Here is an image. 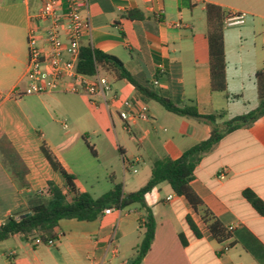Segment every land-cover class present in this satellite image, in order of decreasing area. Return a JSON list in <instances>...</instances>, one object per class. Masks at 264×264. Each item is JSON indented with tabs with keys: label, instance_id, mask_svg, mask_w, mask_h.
<instances>
[{
	"label": "crops",
	"instance_id": "1",
	"mask_svg": "<svg viewBox=\"0 0 264 264\" xmlns=\"http://www.w3.org/2000/svg\"><path fill=\"white\" fill-rule=\"evenodd\" d=\"M11 1V5L0 8V205L5 207L1 215L6 218L11 213H24L23 198L41 192L48 182L65 191L63 179L41 152L42 144L67 173L76 177L65 158L72 148L63 152L53 148L40 129L42 120L37 104L44 106L43 98L55 99L58 96L55 94L61 92L12 97L14 89L26 86V37L30 16L40 8V0ZM82 1L87 3L83 12L88 14L91 25V35L82 44L115 56L138 83L148 85L177 106L193 102L201 115H220L217 119L220 126L244 114L245 109L237 102L245 104L247 100L250 104L258 98L254 76L264 70V0ZM206 4L244 17L243 25L224 26L223 30L226 92H213L210 88ZM127 12H132L134 19L127 18ZM112 88L131 102L132 113L142 106L148 108V120L127 122L126 129L116 114L117 104L108 101L107 107L102 103L113 127L117 117L121 129L129 135V142L140 147L142 154L129 156L136 163L143 157L151 162L149 177L154 161L175 160L210 135V126L165 111L126 81L117 82ZM226 93L231 98H226ZM73 110L76 116L81 112L77 107ZM81 117L80 114L77 119ZM82 140L87 147L89 139L82 135ZM92 149L95 155L90 153L98 155ZM119 149L123 155L124 148ZM130 150L127 145V153ZM11 159L16 160L15 164H10ZM75 185L80 192H87L76 178ZM190 185L213 217L227 230L231 227L228 231L232 238L222 243L215 241L200 214L162 183L145 195L155 230L141 264H264V253L261 261L255 259L236 242L235 235L236 232L243 235L246 230L264 247V216L258 215L242 195L250 190L264 203V116L249 127L224 136L202 157ZM168 196L172 197L170 201L166 200ZM126 209H131L132 214L121 221L126 229L122 237L135 236L141 240L144 212L138 205L121 211ZM112 215L103 214L102 220L99 217L92 222L59 221L53 246H36L15 235L12 238L17 240L16 250L10 253L11 264H127L135 252L127 260L119 256L110 234L114 227ZM186 216L195 224L199 237L187 226ZM128 246L136 251L138 243L133 238Z\"/></svg>",
	"mask_w": 264,
	"mask_h": 264
},
{
	"label": "trees",
	"instance_id": "2",
	"mask_svg": "<svg viewBox=\"0 0 264 264\" xmlns=\"http://www.w3.org/2000/svg\"><path fill=\"white\" fill-rule=\"evenodd\" d=\"M229 15L219 6L205 5L210 88L213 92H226L227 89L223 30L225 28L224 21ZM126 17L134 19L132 12H127ZM76 70L86 77H93L99 73L107 77L112 84L126 81L139 94L156 102L165 111L210 126V135L206 140L183 152L175 160L164 158L154 161L148 181L137 191L125 194L122 186L116 184L98 198H92L87 192H80L76 188L74 176L67 173L46 145L42 144L41 152L52 170L63 179L65 191L63 192L54 183L48 182L41 192L25 196L23 198L26 203L25 212L19 215V218L9 217L0 227V242L17 235L23 242L32 243L35 239H39L46 243L48 240L57 239L55 229L61 220L92 222L101 217L105 209L123 210L131 205H138L144 212L141 240L134 257L127 264H141L151 247L155 230V221L151 209L145 202V195L162 183H166L174 195L182 197L193 212L200 214L215 241L222 243L232 238V234L204 207L190 183L193 180V172L202 157L211 152L224 136L237 129L249 127L254 121L264 116V70L258 71L254 76L259 102L256 109L224 122L223 129H220L217 124L220 115H201L193 102L188 105L177 106L168 97L162 96L148 85L138 83L118 58L93 49L90 45L81 46ZM226 98L231 97L226 93ZM87 147L95 155L92 147L88 144ZM15 162V159L10 160V164H15ZM242 195L258 215L264 216L263 201L250 190L243 191ZM26 214L30 215L23 217ZM185 221L193 235L199 237V232L191 218L186 216ZM243 232V235L241 232L235 233L236 242L241 243L245 251L261 261L264 247L251 233L246 230ZM180 240L182 244H185L181 236Z\"/></svg>",
	"mask_w": 264,
	"mask_h": 264
},
{
	"label": "rangeland",
	"instance_id": "3",
	"mask_svg": "<svg viewBox=\"0 0 264 264\" xmlns=\"http://www.w3.org/2000/svg\"><path fill=\"white\" fill-rule=\"evenodd\" d=\"M20 1L16 0L15 2L19 3ZM11 2V0H5L4 3L0 2V8L5 5H11ZM55 95H58L55 99L43 98L44 106L39 103L37 104V108L40 110L39 116L42 120L40 129L45 136V140L53 148L61 150V152L65 148H72L65 158L75 171V178L78 180L80 186L85 188L92 198L104 195L113 188L114 184H120L123 192L129 194L137 191L147 182L149 179L148 168L151 162L143 157V159L139 158V162L136 163L129 156L130 154H142L140 147L135 143L131 144L129 142V135L127 131L121 129L117 117L114 120L113 127L104 104H102L103 102H100L101 105L97 108V105H93L82 94H75L79 96L64 93ZM257 99H252L253 102H250V104H247V100L244 101L245 104L237 102V105H241L245 109L244 114H247L256 109L259 104ZM74 107H77L78 111H81L78 112L77 116L75 110H73ZM25 110L29 114V109L25 108ZM30 114L29 116H31ZM80 114L82 117L78 120L77 117ZM57 121H61L66 127L63 128ZM219 128L223 129V126L220 125ZM82 135L89 139V146L93 147L98 155L93 156L90 153V150H88L82 140ZM64 141H66V144H64ZM127 145L131 146V150L128 153ZM120 146L125 150L123 155L120 152ZM3 210H5V207L1 204V217H3L1 215ZM21 214V211L11 213L9 217L19 218ZM131 214L132 210L126 209L121 211L119 218L115 212L111 216L114 227L110 234L118 247L119 256H122L125 260L132 258L135 252V250L129 248V241H132L133 238L138 244L140 241L135 236L132 239L131 237H122L126 229L121 221L127 219V215ZM9 217H3V220L7 221ZM100 220H102L101 217ZM136 225L135 223L134 227ZM16 242L17 240L13 238L0 242V264H11L10 253L16 250Z\"/></svg>",
	"mask_w": 264,
	"mask_h": 264
},
{
	"label": "built area",
	"instance_id": "4",
	"mask_svg": "<svg viewBox=\"0 0 264 264\" xmlns=\"http://www.w3.org/2000/svg\"><path fill=\"white\" fill-rule=\"evenodd\" d=\"M83 7H87V3L82 0H40V8L30 16L26 37V86L21 90L14 89L12 97L59 92L82 94L95 106L98 101L107 107L108 101L116 103V114L126 129L127 122L148 120V108L142 106L137 113H132L131 102L113 91V84L107 77L99 73L86 77L77 72L83 39L91 35L89 16L83 12ZM243 24L241 14H230L224 21L225 27ZM153 85H157V82L153 81ZM171 198L168 196L166 200L170 201ZM114 212L119 218L121 210L105 209L103 214ZM5 222L0 216V227ZM228 230H232L231 227ZM33 244L53 246L54 240L43 243L35 239Z\"/></svg>",
	"mask_w": 264,
	"mask_h": 264
},
{
	"label": "water",
	"instance_id": "5",
	"mask_svg": "<svg viewBox=\"0 0 264 264\" xmlns=\"http://www.w3.org/2000/svg\"><path fill=\"white\" fill-rule=\"evenodd\" d=\"M30 214H26V215H24L23 217H27V216H29Z\"/></svg>",
	"mask_w": 264,
	"mask_h": 264
}]
</instances>
